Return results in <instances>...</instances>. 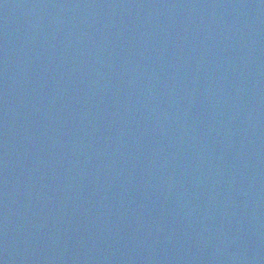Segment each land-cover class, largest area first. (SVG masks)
Wrapping results in <instances>:
<instances>
[{
	"label": "water",
	"instance_id": "obj_1",
	"mask_svg": "<svg viewBox=\"0 0 264 264\" xmlns=\"http://www.w3.org/2000/svg\"><path fill=\"white\" fill-rule=\"evenodd\" d=\"M0 264H264V0H0Z\"/></svg>",
	"mask_w": 264,
	"mask_h": 264
}]
</instances>
